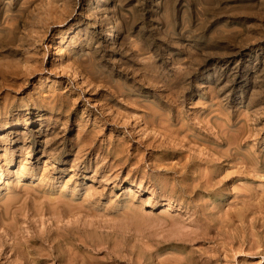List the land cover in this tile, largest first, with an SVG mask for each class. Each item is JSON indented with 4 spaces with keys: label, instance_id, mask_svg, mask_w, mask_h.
I'll return each instance as SVG.
<instances>
[{
    "label": "rangeland",
    "instance_id": "1",
    "mask_svg": "<svg viewBox=\"0 0 264 264\" xmlns=\"http://www.w3.org/2000/svg\"><path fill=\"white\" fill-rule=\"evenodd\" d=\"M0 34V264H264V0H0Z\"/></svg>",
    "mask_w": 264,
    "mask_h": 264
},
{
    "label": "bare ground",
    "instance_id": "2",
    "mask_svg": "<svg viewBox=\"0 0 264 264\" xmlns=\"http://www.w3.org/2000/svg\"><path fill=\"white\" fill-rule=\"evenodd\" d=\"M1 35V34H0ZM106 37H107V40H109V41H114L115 40V34H114V32H113V30H108L107 32H106ZM9 38V37H8ZM3 41V40H2ZM11 44V43H10ZM6 46H10L9 44H8V42H0V48H2V47H6ZM13 47V46H12ZM2 52V51H1ZM1 57H3V56H1ZM5 57V56H4ZM9 57V56H8ZM10 57H11V55H10ZM6 58V57H5ZM2 59V58H1ZM7 61V60H6ZM6 61H5V63H6ZM0 62H1V60H0ZM7 66V65H6ZM5 66V67H6ZM8 67V66H7ZM4 68V67H3ZM9 68V67H8ZM153 68V67H152ZM152 70V69H151ZM153 71V70H152ZM151 72V71H150ZM98 77V76H97ZM104 78H106V77H104ZM102 79V78H101ZM100 79V80H101ZM152 79V78H151ZM177 82V81H176ZM176 95V94H175ZM177 96V95H176ZM178 98V97H177ZM133 103V102H132ZM117 115V114H116ZM151 116V115H150ZM116 119V118H115ZM109 123V122H108ZM117 123V122H116ZM160 127H162V126H160ZM165 129V128H164ZM170 129H168V131H169ZM172 133V132H171ZM167 134V133H166ZM170 138V137H169ZM167 140V139H166ZM147 150V149H146ZM20 173V172H19ZM23 173V172H22ZM23 175V174H22ZM20 176V175H19ZM17 177V176H16ZM20 178V177H19ZM19 180V179H18ZM21 180V179H20Z\"/></svg>",
    "mask_w": 264,
    "mask_h": 264
}]
</instances>
